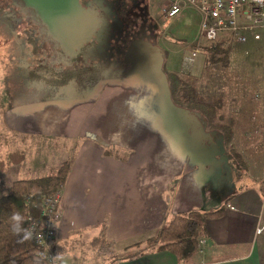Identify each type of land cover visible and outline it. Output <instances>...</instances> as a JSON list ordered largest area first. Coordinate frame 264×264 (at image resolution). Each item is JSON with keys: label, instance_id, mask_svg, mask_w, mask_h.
<instances>
[{"label": "flooded vegetation", "instance_id": "obj_1", "mask_svg": "<svg viewBox=\"0 0 264 264\" xmlns=\"http://www.w3.org/2000/svg\"><path fill=\"white\" fill-rule=\"evenodd\" d=\"M163 2L75 0L73 6L52 8L40 0H0V26L17 49L10 79L16 106L69 110L106 86L144 87L149 93L136 99L135 119L166 142L176 133L186 155L180 156L182 166L225 192L244 172L227 138L198 111L169 107Z\"/></svg>", "mask_w": 264, "mask_h": 264}, {"label": "rangeland", "instance_id": "obj_2", "mask_svg": "<svg viewBox=\"0 0 264 264\" xmlns=\"http://www.w3.org/2000/svg\"><path fill=\"white\" fill-rule=\"evenodd\" d=\"M163 1L164 4L168 3V0ZM185 8L179 17L162 20L167 38L168 69L182 71L193 77L202 97L209 98L206 96L208 92L219 96L221 118L215 122L223 126L229 150L240 153L242 159L238 158V161L245 163V172L236 181L234 191L229 188L219 192L212 189L209 181H205L204 187L199 190L206 203L201 207L202 210L218 209L227 199L231 201L230 194L238 192L237 188L241 185L264 186V52L261 42L249 39L246 43H238L232 39L230 66L226 69H205L206 55L202 51L197 54L192 65H185V57L192 50L189 45L197 39L201 24L199 11L189 6ZM16 52L14 43L7 39L5 29L0 26V196L8 191L13 180L50 175L62 161L72 166L86 141L81 138L86 136L95 137L98 144L101 141L108 144L109 154L121 158L126 165L143 158V152L148 154L156 150L155 144L144 139L130 149L119 148L108 139L114 136L113 131L117 128L115 120L122 118H131L137 127L157 134L146 122L135 119L138 117L136 99L147 97L148 89L120 84L106 86L95 99L73 103L70 105L73 108L69 110L59 111L52 107L21 110L16 106V91L15 87H11L10 80L15 75L12 64ZM118 128L123 129V126ZM183 148L187 149L188 144L185 143ZM13 151H23L24 159L17 163L8 162L6 157ZM89 158L97 163L93 156ZM2 164L4 168H1ZM187 205L191 210L200 206L193 201ZM87 238L85 232L82 237L76 236L74 241L72 239L65 246L57 245L60 258L65 255L67 264H109V258L96 257L97 247L87 243Z\"/></svg>", "mask_w": 264, "mask_h": 264}, {"label": "crops", "instance_id": "obj_3", "mask_svg": "<svg viewBox=\"0 0 264 264\" xmlns=\"http://www.w3.org/2000/svg\"><path fill=\"white\" fill-rule=\"evenodd\" d=\"M115 123L114 136L108 137L115 146L130 149L144 139L155 144L156 150L148 154L142 151L143 158L126 165L121 158L109 154L108 144H98L93 136L81 138L86 141L60 189V219L54 223L55 249L87 232L90 245L98 237L113 242L110 251L96 252L97 258H109V264H178L173 253L150 248L131 258L115 257L155 235L166 215L191 210L187 203L197 202L200 206L195 209H202L206 203L199 190L205 181L195 177L191 168L185 169L182 159L172 154L159 137L137 127L135 120L122 118ZM230 188L234 191L236 184ZM237 189L230 194L231 201L227 199L220 207V216L205 220L199 240L205 239L206 243L185 264H264V186L241 185ZM228 204L235 208H228ZM127 251H134V247ZM64 256L62 264H67Z\"/></svg>", "mask_w": 264, "mask_h": 264}, {"label": "trees", "instance_id": "obj_4", "mask_svg": "<svg viewBox=\"0 0 264 264\" xmlns=\"http://www.w3.org/2000/svg\"><path fill=\"white\" fill-rule=\"evenodd\" d=\"M232 46L231 32L221 31L211 41L196 39L189 48H199L200 52H204L205 69H226L230 66ZM166 78V97L171 109L184 106V109L190 112L198 111L212 127L223 132V126L215 122L221 118L219 96L208 92L206 96L209 98L202 97L198 93L196 80L182 71L169 70ZM233 154L237 160L242 157L238 152ZM24 155L23 151H13L9 152L6 158L8 162L17 163L24 159ZM240 164L245 167L244 161ZM70 166L67 161H62L50 175L13 180L8 191L0 196V264H49L37 253L31 237L23 241L22 237L24 230L28 231L29 217L40 213L43 197L55 193L64 185ZM1 168H4L3 164ZM17 212L23 217L19 233L13 231L12 215ZM221 214L220 208L170 213L164 217L155 235L127 247L125 252L115 259L131 258L150 248L153 251H169L175 255L178 264H185L198 249V240L203 233L205 220ZM91 245L96 246L100 253L113 248L111 240L101 237L94 239ZM131 247H134V251L128 252Z\"/></svg>", "mask_w": 264, "mask_h": 264}, {"label": "built area", "instance_id": "obj_5", "mask_svg": "<svg viewBox=\"0 0 264 264\" xmlns=\"http://www.w3.org/2000/svg\"><path fill=\"white\" fill-rule=\"evenodd\" d=\"M195 8L201 14V24L197 39L211 41L221 31H229L232 39L246 43L249 39L261 42L264 52V0H168L162 8L165 19L179 17L185 7ZM200 52L193 48L185 57V65L193 64ZM60 190L42 199L41 210L37 216H30L28 232L37 253L49 264H62L59 252L55 249L54 223L60 219ZM228 208L234 209L230 204ZM262 228H258V233ZM206 243L198 241V247Z\"/></svg>", "mask_w": 264, "mask_h": 264}, {"label": "water", "instance_id": "obj_6", "mask_svg": "<svg viewBox=\"0 0 264 264\" xmlns=\"http://www.w3.org/2000/svg\"><path fill=\"white\" fill-rule=\"evenodd\" d=\"M41 2L45 3L46 5H48L49 7H55V8H61V7H70L74 5L75 0H40ZM165 83H166V87H167V78L165 79ZM162 128H166V126H164V124H161ZM157 134L156 136L159 137V139L161 140V142L167 147V149H169L170 151H172V154L174 153L176 155V157H178L179 159H182L181 157H185V153L182 150L181 145L178 143V139L174 138V134H171V136H169L171 138L172 141L168 140L167 142L163 140V138L158 134V132L152 128ZM169 133H171L170 131H167ZM169 135V134H168ZM181 156V157H180ZM202 169H204L205 171L206 168L205 166H202Z\"/></svg>", "mask_w": 264, "mask_h": 264}, {"label": "clouds", "instance_id": "obj_7", "mask_svg": "<svg viewBox=\"0 0 264 264\" xmlns=\"http://www.w3.org/2000/svg\"><path fill=\"white\" fill-rule=\"evenodd\" d=\"M12 220L14 221L13 231L19 233L21 231L20 225H21V222L23 220V217L17 212V213H14L12 215ZM30 236H31V233L28 232L27 230H24V235L22 237V241L29 239Z\"/></svg>", "mask_w": 264, "mask_h": 264}]
</instances>
